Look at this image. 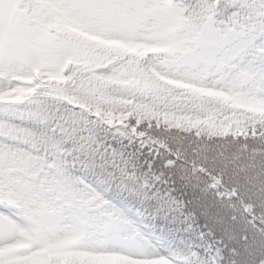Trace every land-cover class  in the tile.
<instances>
[{
    "label": "snow or ice",
    "instance_id": "obj_1",
    "mask_svg": "<svg viewBox=\"0 0 264 264\" xmlns=\"http://www.w3.org/2000/svg\"><path fill=\"white\" fill-rule=\"evenodd\" d=\"M0 264H264V0H0Z\"/></svg>",
    "mask_w": 264,
    "mask_h": 264
}]
</instances>
